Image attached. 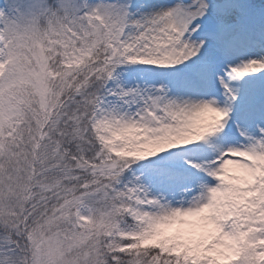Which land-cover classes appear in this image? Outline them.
<instances>
[{
	"label": "snow or ice",
	"instance_id": "snow-or-ice-1",
	"mask_svg": "<svg viewBox=\"0 0 264 264\" xmlns=\"http://www.w3.org/2000/svg\"><path fill=\"white\" fill-rule=\"evenodd\" d=\"M0 264H264V0H0Z\"/></svg>",
	"mask_w": 264,
	"mask_h": 264
}]
</instances>
